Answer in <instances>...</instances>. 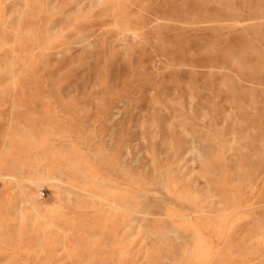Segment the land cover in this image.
I'll return each instance as SVG.
<instances>
[{
    "label": "rangeland",
    "instance_id": "1",
    "mask_svg": "<svg viewBox=\"0 0 264 264\" xmlns=\"http://www.w3.org/2000/svg\"><path fill=\"white\" fill-rule=\"evenodd\" d=\"M0 264H264V0H0Z\"/></svg>",
    "mask_w": 264,
    "mask_h": 264
}]
</instances>
